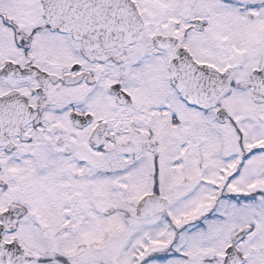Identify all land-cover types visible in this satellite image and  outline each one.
Here are the masks:
<instances>
[{
    "label": "snow or ice",
    "instance_id": "obj_1",
    "mask_svg": "<svg viewBox=\"0 0 264 264\" xmlns=\"http://www.w3.org/2000/svg\"><path fill=\"white\" fill-rule=\"evenodd\" d=\"M0 264H264V0H0Z\"/></svg>",
    "mask_w": 264,
    "mask_h": 264
}]
</instances>
